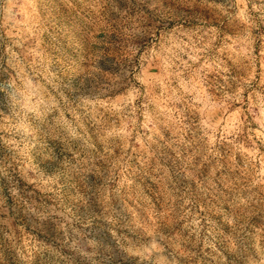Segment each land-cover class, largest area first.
<instances>
[{
	"label": "rangeland",
	"instance_id": "1",
	"mask_svg": "<svg viewBox=\"0 0 264 264\" xmlns=\"http://www.w3.org/2000/svg\"><path fill=\"white\" fill-rule=\"evenodd\" d=\"M0 264H264V0H0Z\"/></svg>",
	"mask_w": 264,
	"mask_h": 264
}]
</instances>
